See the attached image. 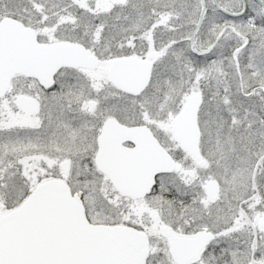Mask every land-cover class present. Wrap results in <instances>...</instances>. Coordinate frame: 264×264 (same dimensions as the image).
Wrapping results in <instances>:
<instances>
[{
	"label": "snow or ice",
	"instance_id": "6c2138e0",
	"mask_svg": "<svg viewBox=\"0 0 264 264\" xmlns=\"http://www.w3.org/2000/svg\"><path fill=\"white\" fill-rule=\"evenodd\" d=\"M0 264H264V0H0Z\"/></svg>",
	"mask_w": 264,
	"mask_h": 264
}]
</instances>
